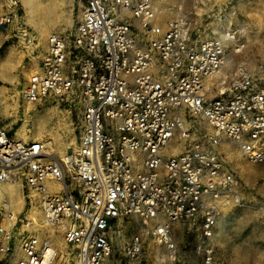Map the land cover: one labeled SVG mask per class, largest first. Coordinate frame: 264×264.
<instances>
[{
	"label": "built area",
	"instance_id": "obj_1",
	"mask_svg": "<svg viewBox=\"0 0 264 264\" xmlns=\"http://www.w3.org/2000/svg\"><path fill=\"white\" fill-rule=\"evenodd\" d=\"M0 1L2 31L20 7ZM159 12L158 0H83L72 31L48 36L22 98L74 109L78 138L55 156L0 119V184L24 201L21 212L0 204V264H65L57 236L67 264H155L148 237L164 264H214L219 208L240 201L227 149L264 163V81L238 66L217 89L222 41L199 38L188 13L158 31ZM130 215L149 227L116 248ZM178 224L192 226L186 240Z\"/></svg>",
	"mask_w": 264,
	"mask_h": 264
},
{
	"label": "rangeland",
	"instance_id": "obj_2",
	"mask_svg": "<svg viewBox=\"0 0 264 264\" xmlns=\"http://www.w3.org/2000/svg\"><path fill=\"white\" fill-rule=\"evenodd\" d=\"M40 1V14L36 17L40 28L33 25L22 1L17 0L20 10L13 22L0 31V119L13 137L24 126L26 139L53 141L55 151L52 153L61 156L76 144L79 130L76 112L49 100L26 110L22 92L28 77L40 65L48 36L52 33L67 35L72 31L81 13L83 0ZM158 1L160 12L155 21L158 31H163L168 20L180 13H188L199 38L216 36L223 43L225 59L229 54H235L232 66L227 69L223 66L216 75L219 78L215 85L217 89L228 86L238 66H245L256 78L264 81V0ZM4 9L0 1V15ZM239 43L244 44V48L234 53L235 45ZM15 104L18 107L13 109ZM61 149L63 154H60ZM181 150L179 145L174 153ZM227 151V159L239 181L240 201L236 205L219 208L214 264H264V163L248 162L237 156L234 148ZM16 190L17 196L7 191L4 196L0 195V204L6 198L16 212H21L24 201L18 187ZM148 227V223L139 216L125 218L119 226V233L114 234L116 248H121L135 231ZM187 230L192 232V226H174L178 237L188 236ZM55 240V246L63 256L56 261L67 264L68 247L61 236ZM147 243L151 248L150 256L158 260L154 263L164 264L160 261L163 250L150 237Z\"/></svg>",
	"mask_w": 264,
	"mask_h": 264
},
{
	"label": "bare ground",
	"instance_id": "obj_3",
	"mask_svg": "<svg viewBox=\"0 0 264 264\" xmlns=\"http://www.w3.org/2000/svg\"><path fill=\"white\" fill-rule=\"evenodd\" d=\"M22 1V3H23V6H24V8H25V10H26V13H27V15H28V17H29V19L33 22V25L35 26V27H37V28H40V24H39V22H36V17H37V15L38 14H40V0H21ZM40 31V30H39ZM223 32V31H222ZM41 33V32H40ZM227 33V32H226ZM226 33L224 34V36L226 35ZM222 34V33H221ZM223 35V34H222ZM226 37V36H225ZM230 38V37H229ZM256 39V38H255ZM233 40V39H232ZM229 41V40H228ZM230 42V41H229ZM249 43V42H248ZM242 48H244V44H236L235 45V51H234V53H238V52H240V51H242ZM10 52V54H12L11 52V50L9 51ZM235 54H233V53H231V54H229L227 57H226V59H225V67H226V69L227 68H229V67H231L232 66V64H233V61H234V56ZM217 74H219V73H217ZM216 74V75H217ZM215 80H217V76H216V79ZM0 91H1V88H0ZM18 107V105L17 104H15L14 106H13V109H16ZM32 107V105H30V104H27L26 106H25V109L26 110H30V108ZM6 110V109H5ZM4 110V111H5ZM25 129V127L24 126H22L21 127V129H19V130H17L15 133H14V136H15V138H17V139H22V140H27L26 138H27V136L25 135V133H24V130ZM48 140H50V139H48ZM46 146H47V150H48V152L50 153V152H54L55 150H54V143H53V141H49V142H47L46 143ZM177 148V147H176ZM175 148V149H176ZM174 149V150H175ZM174 150H173V153H174ZM64 153V151H62V149L60 150V154H63ZM62 156V155H61ZM16 188H17V185L16 184H10V183H1L0 184V195L1 196H4L6 193H5V191H7L10 195H14L15 193H16ZM18 193V192H17ZM16 196H17V194H15ZM22 196V195H21ZM6 199V198H5ZM20 200V199H19ZM31 217H32V219L34 220V222L35 223H39V221H40V216H39V214H38V212L37 211H34L32 214H31ZM55 243H56V240H55Z\"/></svg>",
	"mask_w": 264,
	"mask_h": 264
}]
</instances>
